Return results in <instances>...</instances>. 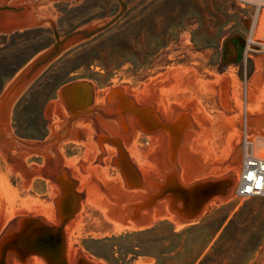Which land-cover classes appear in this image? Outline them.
Here are the masks:
<instances>
[{"label":"rangeland","instance_id":"obj_1","mask_svg":"<svg viewBox=\"0 0 264 264\" xmlns=\"http://www.w3.org/2000/svg\"><path fill=\"white\" fill-rule=\"evenodd\" d=\"M121 2L125 9L115 20L66 47L25 86L10 108L11 134L27 145L44 142L51 134L43 115L47 103L54 101L60 112L70 117L58 92L70 82L82 79L92 83L91 104H97L94 103L97 97L103 105L105 96L115 87H121L137 104L136 94L153 76L191 68L193 72L182 86L169 92L168 98L178 104L194 99L205 111L211 121H201L204 143L213 151L212 163L227 164V171L199 176L189 185L228 174L233 175L236 185L247 151L246 141H250L254 154L264 155V133L259 134L261 128L256 129L258 124L264 123V55L244 57L252 9L241 8L237 0ZM38 10L55 18L56 33L64 38L90 22L112 18L119 12L120 3L107 0L106 6L105 0H81L77 4L75 0H50L39 5ZM55 42L48 22L1 32L0 96L24 67ZM60 146L65 160H81L82 143L64 141ZM24 162L27 167H43L45 157L30 154ZM13 165L0 152V234L16 216H41L49 224L59 226L55 204V198L61 195L59 187L42 175H33L30 184L25 186V177L15 171ZM75 182L74 192L82 193V197L78 202L79 210L74 211L63 228L66 255L72 253L75 257L80 253L95 264H120L126 255V259L131 257L132 245L141 242L145 252L127 264H153L155 259L149 254L153 249V233L126 241L91 240L150 228L164 220L171 223L175 231L192 224L176 225L175 214L164 206L159 218L149 225L118 229L116 225L120 223L107 217L101 204L110 201V197L99 192V186H88V174H82V166L77 168ZM233 191L223 202L212 198L195 223L216 208L231 205V214L240 213L239 220L248 232L264 233V196L239 199ZM168 227L164 225L159 234L165 235ZM122 243L127 252L118 249ZM98 252L109 261L98 256ZM12 264L22 263L13 256ZM25 264L46 263L40 255L32 254ZM247 264H264V239L249 256Z\"/></svg>","mask_w":264,"mask_h":264},{"label":"water","instance_id":"obj_2","mask_svg":"<svg viewBox=\"0 0 264 264\" xmlns=\"http://www.w3.org/2000/svg\"><path fill=\"white\" fill-rule=\"evenodd\" d=\"M48 1L0 0V32L48 22L56 38L55 44L24 67L0 96V152L25 177V186L33 175H42L59 187L61 195L55 204L60 225H51L41 216H16L0 234V264H12L13 256L25 264L32 254L40 255L46 264H95L80 253L75 257L65 254L63 228L79 210L82 197L74 192L78 166H82V174H88V186H99V192L110 197V201L101 202L107 217L128 226L148 224L164 206L188 222L212 198L220 202L228 199L235 186L232 174L189 185L199 176L227 171V164L212 163L213 151L204 143L201 121H211L205 111L194 99L178 104L168 98L169 92L182 86L193 72L191 68L153 76L136 94L137 104L121 87L111 89L103 105L91 104L92 83L82 79L70 82L58 91L69 118L51 101L43 114L51 129L44 142L27 145L13 137L10 108L25 86L66 47L104 28L125 9L119 0L120 10L112 18L90 22L59 38L55 18L38 10ZM79 2L75 0V4ZM64 141L84 145L80 161L62 157L60 145ZM12 150L16 153L11 154ZM30 154L44 156V166L27 167L24 159Z\"/></svg>","mask_w":264,"mask_h":264},{"label":"trees","instance_id":"obj_3","mask_svg":"<svg viewBox=\"0 0 264 264\" xmlns=\"http://www.w3.org/2000/svg\"><path fill=\"white\" fill-rule=\"evenodd\" d=\"M231 213L232 206L224 205L180 231H175L173 225L164 220L150 228L91 241H126L153 233V249L149 253L155 259L153 264H247L249 256L263 241L264 233L248 232V228L239 220L240 213ZM164 225L169 226L168 231L160 235L158 231ZM141 244L134 243L132 251H129L131 257L126 259V255L120 264H127L143 254L145 251ZM118 249L126 251L123 243ZM97 255L109 261L102 252Z\"/></svg>","mask_w":264,"mask_h":264},{"label":"built area","instance_id":"obj_4","mask_svg":"<svg viewBox=\"0 0 264 264\" xmlns=\"http://www.w3.org/2000/svg\"><path fill=\"white\" fill-rule=\"evenodd\" d=\"M237 4L253 11L245 40L244 57L264 55V0H237ZM246 152L233 194L239 199L264 196V155H256L249 149Z\"/></svg>","mask_w":264,"mask_h":264},{"label":"bare ground","instance_id":"obj_5","mask_svg":"<svg viewBox=\"0 0 264 264\" xmlns=\"http://www.w3.org/2000/svg\"><path fill=\"white\" fill-rule=\"evenodd\" d=\"M102 100H100V99H98L97 97L95 98V102L94 103H99L100 104V102H101ZM248 112V111H247ZM263 112V111H262ZM248 116V115H247ZM249 117V116H248ZM263 117H264V115H263ZM251 119H253V116H252V118ZM263 119V118H262ZM245 120H247V119H245ZM249 120V119H248ZM247 120V121H248ZM263 121H264V119H263ZM246 122V121H245ZM255 122V124H256V121H254ZM254 124V123H253ZM257 125V124H256ZM247 127H248V123H247V125H246ZM250 128H251V126H250ZM249 128V129H250ZM255 128V127H254ZM257 128H261V132L259 133V134H262V132L264 133V123L262 122V124L261 125H257L256 126V129ZM246 129H248V128H246ZM255 129V130H256ZM252 130H254L253 128H252ZM257 131V130H256ZM251 132V131H250ZM252 132H254V131H252ZM245 134V133H244ZM259 136V135H258ZM251 147H252V145L250 144V141H246V148H247V150L249 149H251ZM258 147V146H257ZM264 150V149H263ZM247 153V152H246ZM236 158V157H235ZM161 215V214H160ZM159 218V217H158ZM197 218V217H196ZM196 218H194V219H191L190 221H188V222H186V221H183V220H179L175 215H174V221H175V223H176V225H178V226H182V225H184V224H187V223H190V222H195V221H197L196 220ZM157 219V217L155 218V219H153L154 221ZM153 220H152V222H153ZM150 224V223H149ZM148 224V225H149ZM58 226V225H57ZM147 226V225H146ZM118 227V229H122V228H133V229H135V228H137V227H133V226H128V225H124V224H118V225H116V228ZM143 227V226H142ZM141 228V227H140ZM123 230V229H122ZM44 260V259H43ZM34 261H36L35 259H34Z\"/></svg>","mask_w":264,"mask_h":264},{"label":"crops","instance_id":"obj_6","mask_svg":"<svg viewBox=\"0 0 264 264\" xmlns=\"http://www.w3.org/2000/svg\"><path fill=\"white\" fill-rule=\"evenodd\" d=\"M28 27V26H27ZM23 28H25V27H23ZM17 29H20V28H17ZM13 30H15V29H13ZM12 31V30H11ZM1 33V32H0Z\"/></svg>","mask_w":264,"mask_h":264}]
</instances>
